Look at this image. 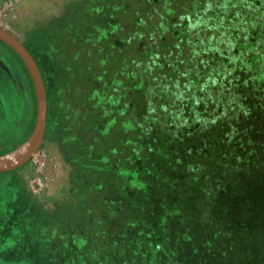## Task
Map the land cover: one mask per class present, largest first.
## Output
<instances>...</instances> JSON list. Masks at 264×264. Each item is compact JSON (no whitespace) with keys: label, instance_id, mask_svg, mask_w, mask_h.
<instances>
[{"label":"trees","instance_id":"trees-1","mask_svg":"<svg viewBox=\"0 0 264 264\" xmlns=\"http://www.w3.org/2000/svg\"><path fill=\"white\" fill-rule=\"evenodd\" d=\"M32 35L69 169L37 225L6 205L26 247L119 254L141 216L184 264H264V0H67Z\"/></svg>","mask_w":264,"mask_h":264},{"label":"rangeland","instance_id":"rangeland-1","mask_svg":"<svg viewBox=\"0 0 264 264\" xmlns=\"http://www.w3.org/2000/svg\"><path fill=\"white\" fill-rule=\"evenodd\" d=\"M65 1L67 0H0V27L22 40L35 56L36 43L32 41V34L36 32L37 24L59 15ZM119 8L122 9L121 6ZM114 10L119 9L115 8ZM111 23L115 24L114 20L109 22L110 26ZM98 33L109 36L107 28H100ZM0 45L8 55L16 57L8 47L2 43ZM66 58L69 63L81 64V60L73 61L72 57L67 55ZM38 64L39 67H42L39 62ZM48 85L50 86L49 81ZM130 86L133 88L134 83H131ZM9 91L12 100L18 102L19 93L14 92L15 94H13L12 89ZM30 95L35 98L31 91L22 93L20 102L21 111L26 116L25 120L28 119L31 106ZM212 106L210 104V108ZM225 107L224 110L227 109V106ZM14 113L12 112L11 118ZM33 113L35 114V110ZM54 132H56L55 136L51 140L44 133L45 137L34 156L19 170L9 173L0 172V205H4V207H0V261L14 264H184L185 261L180 256L181 254L176 253L174 247L165 240L161 224L154 220L146 222L141 216L137 219L138 231L139 229L140 231H137V234H123V240L128 247L119 254L95 256L90 252L82 234L74 236L75 238L71 241L74 245L66 248L70 251V255L68 251L64 252L63 256L51 253L46 246L47 242L38 247L33 245L26 247L22 243L21 231L23 228L17 224L15 227H11L12 220L16 217L11 219L8 217L9 207L6 205L9 206L11 200L29 199L28 208L22 209L20 212H27L26 216L30 215L31 225H37L41 222L44 213H50L54 209L51 198L55 197L57 192L66 185L68 179L69 165L63 161L61 130L59 128ZM139 180L137 177L131 179L136 186ZM5 181V186L2 187ZM12 181L15 183L13 187ZM156 181L154 180V182ZM11 188L13 191H10ZM26 219L24 218V220Z\"/></svg>","mask_w":264,"mask_h":264},{"label":"flooded vegetation","instance_id":"flooded-vegetation-1","mask_svg":"<svg viewBox=\"0 0 264 264\" xmlns=\"http://www.w3.org/2000/svg\"><path fill=\"white\" fill-rule=\"evenodd\" d=\"M20 41L36 61L34 54L22 40ZM1 43L8 47L16 57L8 55L0 45V154L15 148L18 144H20L27 138L33 128L36 116V98H33L32 95H30L31 106L28 114V119L25 120L26 116L23 114V111H21L20 102L22 93L24 94L26 91H31V94H33L34 91L33 84L27 72V69L23 61L16 53L4 42L0 41V44ZM10 89L13 90V94H15L14 92L19 93L20 96L17 95L19 96V100H17L18 102L12 100V95L10 96L9 91ZM34 110L35 114L33 113ZM12 112L15 113L11 118ZM33 114L35 115L34 118ZM5 183L6 181L3 182L2 187L5 186Z\"/></svg>","mask_w":264,"mask_h":264},{"label":"water","instance_id":"water-1","mask_svg":"<svg viewBox=\"0 0 264 264\" xmlns=\"http://www.w3.org/2000/svg\"><path fill=\"white\" fill-rule=\"evenodd\" d=\"M0 41L8 45L23 61L36 98V116L30 134L15 148L0 154V172H7L25 164L40 147L45 133L47 100L41 71L30 52L13 33L2 27H0Z\"/></svg>","mask_w":264,"mask_h":264}]
</instances>
